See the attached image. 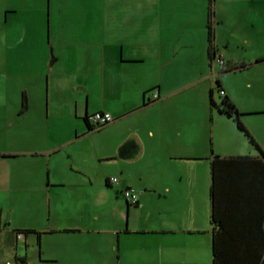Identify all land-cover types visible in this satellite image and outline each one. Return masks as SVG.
Here are the masks:
<instances>
[{"label": "crops", "instance_id": "obj_1", "mask_svg": "<svg viewBox=\"0 0 264 264\" xmlns=\"http://www.w3.org/2000/svg\"><path fill=\"white\" fill-rule=\"evenodd\" d=\"M257 2L213 0L210 57L208 0H0L6 264H264V106L223 78L252 60L233 49L258 44Z\"/></svg>", "mask_w": 264, "mask_h": 264}, {"label": "rangeland", "instance_id": "obj_2", "mask_svg": "<svg viewBox=\"0 0 264 264\" xmlns=\"http://www.w3.org/2000/svg\"><path fill=\"white\" fill-rule=\"evenodd\" d=\"M256 7L259 11L260 20V34L258 44L255 47L251 46L248 48L244 46L243 48L233 49V51L237 52L242 59H245V61H249V59L252 60H250L251 62H249V65L241 71L224 73L223 78L225 81H227V84H230V86H236L235 92L238 99L244 103L251 102L252 104H256L261 107L264 106V59L260 62H255V59L251 58V56L254 53L257 55L264 53V35L261 34V29L264 28V0H258ZM219 66L221 68V65ZM15 79L17 78H14V81L9 80L8 84L6 83V87L10 89L13 85V88H15L18 83L15 82ZM219 97L220 96L216 90V85H214L213 99L216 104H218L220 101ZM7 261H11V259L4 256L1 257L0 255V264H6Z\"/></svg>", "mask_w": 264, "mask_h": 264}, {"label": "trees", "instance_id": "obj_3", "mask_svg": "<svg viewBox=\"0 0 264 264\" xmlns=\"http://www.w3.org/2000/svg\"><path fill=\"white\" fill-rule=\"evenodd\" d=\"M213 0H208V6H207V41H208V54H210V57H212L214 48H213V44H212V39H213V31H212V27H211V18H212V14H213ZM239 67H243V65H227L226 69H235V68H239ZM216 90L220 88V86L218 85V82H216ZM211 94L212 91H210V102L212 105L214 106H218V110L222 113H225L226 115L232 117L233 121L235 122L236 126L244 131V127L239 119V112L238 110L235 108V106L233 105V103L224 95L220 96V101L218 104H216L213 99L211 98ZM25 100L24 97L22 96V102H21V107H20V111L23 110L25 108ZM88 128V126H87ZM88 130H90V128H88ZM245 134L248 137V140L250 141L251 144H255L254 140L251 138V136L249 134H247L245 132ZM212 218L213 215H212ZM212 221L215 223V220L212 219ZM27 231V230H26ZM213 253L215 254V251L213 250ZM18 264H25V257H20L17 259ZM213 264H215V255L213 256Z\"/></svg>", "mask_w": 264, "mask_h": 264}, {"label": "built area", "instance_id": "obj_4", "mask_svg": "<svg viewBox=\"0 0 264 264\" xmlns=\"http://www.w3.org/2000/svg\"><path fill=\"white\" fill-rule=\"evenodd\" d=\"M215 61L222 63L220 59L215 58ZM218 95H224V92L221 88L217 89ZM158 97V94L156 91H153L151 93V98L155 99ZM84 120L88 126V128H90V130L93 129H97L103 125H105L106 123H108L109 121L112 120V116L109 112L107 111H96L90 114H87L84 116ZM117 178L114 176H110L108 177V182L110 183H116ZM122 196L123 198L126 200L127 204L129 205H135L137 203V196H138V191L130 188V187H125L121 190Z\"/></svg>", "mask_w": 264, "mask_h": 264}]
</instances>
